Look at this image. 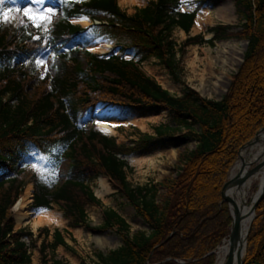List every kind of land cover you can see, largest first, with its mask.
<instances>
[{
    "label": "trees",
    "instance_id": "16d2710c",
    "mask_svg": "<svg viewBox=\"0 0 264 264\" xmlns=\"http://www.w3.org/2000/svg\"><path fill=\"white\" fill-rule=\"evenodd\" d=\"M14 1L3 0L13 10L9 17L19 4L33 3ZM231 1L239 31L216 25L206 29L209 39L197 34L178 45L170 38L171 31L187 35L204 1L180 12L179 0H149L126 14L116 0H42L34 4L58 11L47 31L16 19L0 23V264H29L33 248L38 249L40 264H64L53 250L57 245L68 249L63 234L73 240L65 229L53 228L50 240L45 226L36 235L26 227L13 229L10 208L28 183L29 210L56 207L69 227L113 229L120 244L94 251L96 264H213L209 252L226 238L230 223L221 197L226 173L237 150L264 126V0ZM77 18L91 24L81 28L69 22ZM231 37L246 41L242 62L219 100L201 98L182 79L185 48ZM97 39L113 41V49L105 55L86 51ZM130 50L133 57L124 59ZM43 54L48 56L50 75L40 74L38 58ZM150 58L182 86L180 96L169 94L141 70L140 63ZM98 105L164 109L172 125H153L151 134L135 129V139L116 143L92 124ZM244 108L250 122L241 127ZM178 134L179 142L195 146L177 154L174 178L131 185L123 158L140 153L154 139L175 140ZM30 161L47 176L61 161L67 167L60 183L47 188L28 166ZM98 177L108 180L145 229L130 232L126 221L93 195L89 184ZM159 187L164 192L157 201ZM87 206L99 208V226H89ZM255 210L241 264H264V198Z\"/></svg>",
    "mask_w": 264,
    "mask_h": 264
},
{
    "label": "rangeland",
    "instance_id": "374dc122",
    "mask_svg": "<svg viewBox=\"0 0 264 264\" xmlns=\"http://www.w3.org/2000/svg\"><path fill=\"white\" fill-rule=\"evenodd\" d=\"M147 1L148 0H140L139 4L125 7L119 6V8L125 11L126 14H131L134 8L144 7ZM197 1H204L203 5H201L200 9L197 12V14H200L202 16L200 25L201 27L199 28V30H197V33H192L190 30L188 33L189 37L200 34L202 35V38L204 40H207L211 37V34L206 33V29L216 25L231 26L233 28V32L239 31V23L234 14L231 0H179V2L181 3L179 10L190 11L194 8ZM18 8L21 10L30 8L36 12L51 13V20H55L58 15V11L55 10L53 6L46 4L37 5L30 2H24L19 4L16 9ZM4 9H7L6 5L0 3V12L4 11ZM13 15L18 24H32V22H30L28 18L25 17L22 13H18L14 10ZM38 21L39 20L35 22ZM186 37L187 36L178 29H173L170 33V38L176 43V45L185 40ZM224 46L231 50V55L230 53H228L231 62L223 61L225 55L219 54V52L223 50ZM245 47L246 41L239 37H231L229 39L213 41L212 45L203 44L199 46L192 45L186 47L185 53L181 58L182 79L185 85L195 91L201 98L215 101L219 100L225 94L231 77L235 74L238 66L242 61V55ZM117 53V50L113 52V54ZM123 58L128 59L130 58V56L125 53L123 55ZM136 59L137 58H135L134 60ZM38 62L40 65L41 75L45 73L50 75L52 73L49 68V59L47 54L39 56ZM139 66L146 75L152 77L156 81V83H158V85H160V87L166 90L169 94L173 96L181 95L182 86L173 83L166 75V72L161 67L155 64L153 59H147L140 63ZM99 106H102L100 107L102 110H113L114 112L115 119L113 123V131L115 132H113V134L110 136L115 138L116 143H128L131 139H135L137 137L134 133L135 129H137L141 133L151 134V126L153 125H172L170 116L164 109L132 110L119 109L116 107H109L104 105ZM240 114L241 116L244 115L240 120V126L243 127L245 126V124L250 122V119L249 116L245 115V108L240 112ZM92 124L96 129H98L95 117L92 119ZM262 128H264V126L258 129L255 134L258 133ZM179 136L180 134H178L175 140L154 139L143 151L134 154L136 156H142L144 159L141 161L131 164L127 160V158L124 157L123 159L126 162L127 167L129 168L126 174L127 181L131 185H143L148 182L160 183L164 178L168 176L174 178L176 173L175 163L177 154L184 149L192 150L195 146V144L191 141L184 140L183 142H179ZM239 149L237 150V153ZM236 159L237 154L226 173V178L229 177L230 168L232 167ZM28 166L33 169L35 175L38 177V180L42 184H44L47 188H52L60 183L62 175L66 170L67 162L61 161V163L53 173H48L49 177L47 175H44L45 172L39 168L38 164L30 161L28 163ZM26 185H30L31 191V183H28ZM89 186L93 194L96 196V189L98 188L97 179H94L89 184ZM108 186L110 190L107 193H105L102 197L96 196L97 198H99L103 206L114 209L126 221L129 226L130 232H133L137 229H145L146 226L142 223L141 219L137 215H135L133 209L130 205L127 204L126 200L120 197L116 193L115 189H113L109 184ZM209 189L211 191L212 187L210 186ZM252 189L254 188L251 187V192L253 191ZM23 191L25 192L24 189ZM163 192V189L159 187L158 198H156L157 201L160 200V195H162ZM251 192H249V195L251 194ZM203 197L204 195L201 194L199 199L202 200ZM29 202L30 197L28 202L26 203L27 206ZM26 205L25 209L29 211ZM51 212L58 215V217H60L62 221L57 225H41L47 227L49 231L47 240H50V233L53 228L57 227L61 230V228H63L64 226L67 227V230L70 232L73 238V240H70L66 235H64V239L68 245V249L64 248L63 246H56L53 250L54 257L63 260L64 264H96V259L93 255L94 251L97 250L105 252L109 249L115 248L120 244V240L113 229L96 230L86 229L84 227L71 228L67 226V219L62 217L61 212L56 210V207H53L51 209ZM85 212L89 226L97 227L101 224L99 208L95 206H87L85 208ZM253 213L254 217L252 218V220L256 217L255 208L253 210ZM20 227L28 228L33 233V235L37 234V229L32 230L29 224H23V226L19 225L18 227H15L13 218V229L15 230ZM250 227L251 226H249V228ZM40 239L41 237L37 239L36 244H39ZM222 241L223 239L209 252L213 254V264H215L216 261L215 251L217 247L222 243ZM45 253L46 257L48 258L50 256V251L46 250ZM179 261L183 263L182 260ZM29 264H40V256L37 248H33L30 250Z\"/></svg>",
    "mask_w": 264,
    "mask_h": 264
},
{
    "label": "bare ground",
    "instance_id": "6f19581e",
    "mask_svg": "<svg viewBox=\"0 0 264 264\" xmlns=\"http://www.w3.org/2000/svg\"><path fill=\"white\" fill-rule=\"evenodd\" d=\"M118 3L120 5L132 6L135 4H139L140 0H118ZM201 21L202 16L200 14H197L193 22L194 26L191 30L192 33H197V30H199V28L201 27ZM77 23H79L81 26H87L88 20L79 19L77 20ZM110 47L111 43L109 41H95L86 49L91 53L102 54L110 49ZM230 52L231 50L225 46L223 47V50L219 52V54L225 55L223 61L231 62L228 56V53ZM127 55H129V52H127ZM100 107L102 106H98L95 113L93 114L96 118L98 130L105 135H112L113 132H115L113 131V123L115 119L114 112L113 110H102ZM126 158L131 164L144 159L142 156H136L134 154ZM235 176L237 178L231 185L226 195L238 209L241 217L239 222L238 240L234 247L235 255H237L236 253H238L241 258L245 247V231L251 221V205L261 194H264V129L260 130L256 134L255 139L250 144L245 145L238 152L237 159L235 160L229 171L230 179ZM97 185V197H102L110 190L107 184V180L103 177L97 178ZM251 187L254 188L252 189V192L250 190ZM24 190L25 192L23 191V194L18 198V200L12 207V211L14 212L13 218L15 227H18L19 225L23 226V224H29L31 229L34 230L39 225L60 224L62 219L58 217V215L52 213L51 210H38L35 212L27 211L25 209V205L30 197V185H26ZM249 192H251L250 195ZM226 254L227 241L225 239L215 251V264H223ZM236 260H234V263H236Z\"/></svg>",
    "mask_w": 264,
    "mask_h": 264
},
{
    "label": "water",
    "instance_id": "95a60500",
    "mask_svg": "<svg viewBox=\"0 0 264 264\" xmlns=\"http://www.w3.org/2000/svg\"><path fill=\"white\" fill-rule=\"evenodd\" d=\"M262 129H264V128H262ZM256 134L254 135V137L251 140H249L244 145H242L240 147V149L243 148L245 145L250 144L255 139ZM240 149H239V151H240ZM236 178H237L236 176L233 177V178H231V179L229 177L226 178L225 182L223 183V185L221 187V197H222V200L226 202L227 209H228V215H229V219H230V223H229V227H228V232H227V235H226L227 254H226V257H225V260H224L223 264H241L242 261H243V255H244V251H245V247H244L243 255H242L241 258H240V256H239L238 253H236L237 255H235L234 247H235V244H236V242L238 240V235H239V222H240L241 217H240V213H239L238 209L234 206V204L232 203V201L230 200V198H228L227 195H226V193L228 192V190L230 189L231 185L236 180ZM262 198H264V194H261L252 203L251 208H250V214H251L250 220H252V218L254 217L253 210L255 208V205ZM249 226H250V223L248 224L247 229L245 231L244 244H246V237H247V233L249 231ZM234 260H236V263H234ZM144 264H148V263L145 262Z\"/></svg>",
    "mask_w": 264,
    "mask_h": 264
},
{
    "label": "snow or ice",
    "instance_id": "6c2138e0",
    "mask_svg": "<svg viewBox=\"0 0 264 264\" xmlns=\"http://www.w3.org/2000/svg\"><path fill=\"white\" fill-rule=\"evenodd\" d=\"M33 3H41L42 0H32ZM0 3H3V0H0ZM13 11L12 9H9L7 12L0 13V23L4 22H11L14 20V17H9L8 13ZM16 12L22 13L25 17L28 18L30 22H32V26L37 29H43L45 31L48 30V24L51 22V13H41L33 11L30 8H25L23 10L21 9H15ZM39 20V23L35 22ZM38 39V38H37Z\"/></svg>",
    "mask_w": 264,
    "mask_h": 264
},
{
    "label": "crops",
    "instance_id": "0c3cea01",
    "mask_svg": "<svg viewBox=\"0 0 264 264\" xmlns=\"http://www.w3.org/2000/svg\"><path fill=\"white\" fill-rule=\"evenodd\" d=\"M116 4H117L118 7H119V6L125 7V5H119L118 0H116ZM142 6H143V5H142ZM132 13H133V12H132ZM132 13H131V14H132ZM196 15H197V14H196ZM196 15H195V16H196ZM80 19H85V18H80ZM77 20H79V19H70L69 22H70L71 24L78 25V26H80V27H82V28H85V27H86V26H81L79 23H77ZM87 20H88V19H87ZM89 24H90V21L88 20V25H89ZM88 25H87V26H88ZM193 26H194V25L191 26L190 30H192ZM190 30H189V31H190ZM181 32H182V31H181ZM95 41L97 42V41H102V40H95ZM95 41H94V42H95ZM107 41H108V40H107ZM109 42L111 43V46H112V45H113V42H111V41H109ZM91 44H92V43H91ZM89 45H90V44H89ZM89 45H87L86 48H87ZM132 55H133V52L130 51V52H129V56L132 57ZM39 226H41V225H39ZM37 227H38V226H37ZM56 228H57V227H56ZM71 228H72V227H71ZM76 228H78V227H76ZM58 229H59V228H58ZM62 229L67 230V227L64 226L63 228H61V230H62ZM67 232L70 233L68 230H67ZM64 235H66V234H63V236H64ZM70 235H71V234H70ZM66 236H67V235H66ZM67 237H68V236H67ZM71 237H72V236H71ZM64 240H65V239H64ZM57 246H61V245H57ZM61 247H62V246H61Z\"/></svg>",
    "mask_w": 264,
    "mask_h": 264
}]
</instances>
